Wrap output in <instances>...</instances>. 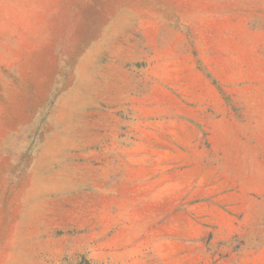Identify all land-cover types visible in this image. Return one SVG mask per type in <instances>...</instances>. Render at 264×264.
<instances>
[{
    "label": "rangeland",
    "instance_id": "obj_1",
    "mask_svg": "<svg viewBox=\"0 0 264 264\" xmlns=\"http://www.w3.org/2000/svg\"><path fill=\"white\" fill-rule=\"evenodd\" d=\"M0 264H264V0H0Z\"/></svg>",
    "mask_w": 264,
    "mask_h": 264
}]
</instances>
